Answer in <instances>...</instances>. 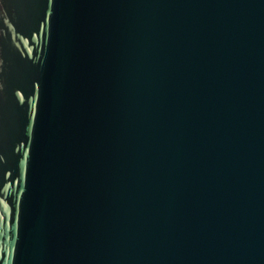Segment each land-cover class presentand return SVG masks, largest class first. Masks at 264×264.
<instances>
[{
  "label": "water",
  "instance_id": "95a60500",
  "mask_svg": "<svg viewBox=\"0 0 264 264\" xmlns=\"http://www.w3.org/2000/svg\"><path fill=\"white\" fill-rule=\"evenodd\" d=\"M0 264H264V0H0Z\"/></svg>",
  "mask_w": 264,
  "mask_h": 264
}]
</instances>
